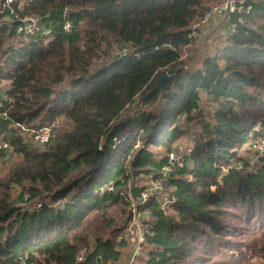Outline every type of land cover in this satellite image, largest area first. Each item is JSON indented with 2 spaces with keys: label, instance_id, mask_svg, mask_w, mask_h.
Here are the masks:
<instances>
[{
  "label": "trees",
  "instance_id": "trees-1",
  "mask_svg": "<svg viewBox=\"0 0 264 264\" xmlns=\"http://www.w3.org/2000/svg\"><path fill=\"white\" fill-rule=\"evenodd\" d=\"M222 1L0 0V160L15 158L0 172V264H122L125 225L82 230L93 215L112 226L115 209L128 221L129 194L171 153L185 166L141 207V263L264 264V0L214 53L183 59ZM27 18L34 35L18 33Z\"/></svg>",
  "mask_w": 264,
  "mask_h": 264
},
{
  "label": "built area",
  "instance_id": "built-area-1",
  "mask_svg": "<svg viewBox=\"0 0 264 264\" xmlns=\"http://www.w3.org/2000/svg\"><path fill=\"white\" fill-rule=\"evenodd\" d=\"M13 0H8L11 3ZM253 10L252 3L249 0H223L222 2L212 6L209 11L204 15L202 20L192 27L191 37L195 36L200 29L212 28L214 20H228L230 21L227 31L234 33L239 25L245 23V18ZM40 20L38 18H27L23 20V25L18 29V33H24L25 35H34L38 29ZM66 31H71V25L65 26ZM1 107V104H0ZM49 132H43L34 136V141L40 145H44L49 141ZM9 149L7 143L0 142V151ZM259 155L264 153V142L256 145ZM185 166L184 159L178 156L176 153L170 154V163L162 169V173L155 180L151 179L147 182L146 188L141 192L140 198L135 200L130 194L128 196L130 200L131 215L126 225L125 238L130 246V254L123 264H138L143 255V247L146 241V225L143 223L145 212L142 211L144 206L153 195H159L164 191V179L169 177L175 170L182 169ZM109 192H115V187L110 184L106 188ZM124 192V189L121 188ZM163 204H167L169 201L164 197ZM63 202H57L55 206L63 205ZM41 205L28 206L24 210L33 211L36 208H40ZM123 238V237H122ZM89 251L87 248H83L77 255V261L83 262L86 260Z\"/></svg>",
  "mask_w": 264,
  "mask_h": 264
},
{
  "label": "rangeland",
  "instance_id": "rangeland-1",
  "mask_svg": "<svg viewBox=\"0 0 264 264\" xmlns=\"http://www.w3.org/2000/svg\"><path fill=\"white\" fill-rule=\"evenodd\" d=\"M216 22H217V20L213 21L212 28H210V29L208 28V29L198 30L197 33L195 34V37H197V38L193 41V44L190 45L189 47L185 48L184 54H183V59H184V61H187V66L198 64L200 62V60H202L205 56H207L208 53H210L211 51H213V53H214L216 51V49L218 47H220L223 44V42L226 40V38H227V34H225L226 27L223 29H220V27L222 28L221 25H224L225 21L218 20V24H216ZM116 52H117V49L115 48V46L112 47L111 52H110V53H112L111 55L116 56L117 55V54H115ZM102 59H104V58H102ZM254 149H255V146L248 145L247 149L244 150V154L246 155V157H247L246 153L248 152L249 153L248 157L252 161L257 158V156H255ZM14 160H15V158L13 157V159L6 162L5 165H2V161L0 160V172L3 175L5 173V172H3L4 169L9 168L12 165ZM32 204L33 203L28 202V200L25 201L24 203H22L20 201L17 203V205L23 209H25L28 206H34ZM129 209L130 208L128 207V210ZM111 215H112V217L115 218V222L112 226H107L103 222V219H101L97 215H93V216L89 217L85 227L82 230V234L87 235L90 238V241H93V239L96 237H100V236L107 237L110 235V233L114 229L119 228V227H123L124 225L125 226L127 225L128 215H127V217L123 216L122 213L117 209L113 210L111 212ZM130 250L131 249L129 246L123 251L126 254V258H128L129 254H130ZM124 257H125V255H124ZM126 260L127 259H125L123 263H125ZM253 263L254 264H261L262 260L258 257H255L253 259ZM138 264H142L141 261H139ZM193 264H200V263L195 262Z\"/></svg>",
  "mask_w": 264,
  "mask_h": 264
},
{
  "label": "water",
  "instance_id": "water-1",
  "mask_svg": "<svg viewBox=\"0 0 264 264\" xmlns=\"http://www.w3.org/2000/svg\"><path fill=\"white\" fill-rule=\"evenodd\" d=\"M166 77H167V75H164V76L162 77V79H161V81H160V84L163 83V80H164V78H166Z\"/></svg>",
  "mask_w": 264,
  "mask_h": 264
},
{
  "label": "crops",
  "instance_id": "crops-1",
  "mask_svg": "<svg viewBox=\"0 0 264 264\" xmlns=\"http://www.w3.org/2000/svg\"><path fill=\"white\" fill-rule=\"evenodd\" d=\"M216 24H218V21L216 22ZM214 26H215V25H214ZM220 29H223V27H222V28L220 27ZM220 29H219V30H220Z\"/></svg>",
  "mask_w": 264,
  "mask_h": 264
}]
</instances>
